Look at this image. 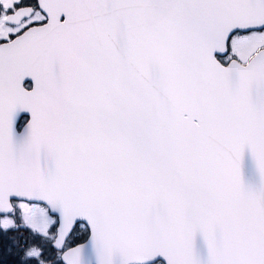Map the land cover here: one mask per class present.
<instances>
[{"label": "snow or ice", "instance_id": "snow-or-ice-1", "mask_svg": "<svg viewBox=\"0 0 264 264\" xmlns=\"http://www.w3.org/2000/svg\"><path fill=\"white\" fill-rule=\"evenodd\" d=\"M0 264H264V0H0Z\"/></svg>", "mask_w": 264, "mask_h": 264}]
</instances>
